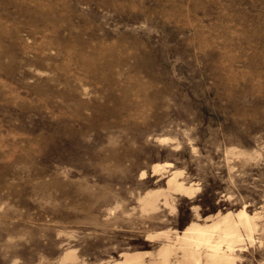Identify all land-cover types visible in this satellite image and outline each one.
I'll return each instance as SVG.
<instances>
[{"label": "rangeland", "instance_id": "obj_1", "mask_svg": "<svg viewBox=\"0 0 264 264\" xmlns=\"http://www.w3.org/2000/svg\"><path fill=\"white\" fill-rule=\"evenodd\" d=\"M0 264H264V0H0Z\"/></svg>", "mask_w": 264, "mask_h": 264}, {"label": "bare ground", "instance_id": "obj_2", "mask_svg": "<svg viewBox=\"0 0 264 264\" xmlns=\"http://www.w3.org/2000/svg\"><path fill=\"white\" fill-rule=\"evenodd\" d=\"M164 140V139H163ZM174 181V178H171L170 179V183H172ZM228 215V214H227ZM225 219H227L228 218V216H225L224 217ZM202 226H197V229H198V231L202 234V235H205L206 236V238H204V240H200L199 241V243L201 242V241H204L205 243H209L210 244V242H211V237H209V236H207L208 234H207V232L209 231V228H216L217 226L215 225V224H212V225H209V226H207V227H209V228H207V227H203V228H201ZM216 248V247H215ZM229 248L231 249V248H233L230 244H229ZM228 248V249H229ZM216 253H217V251H216ZM226 257H227V255H226ZM218 258H222L221 256H219L218 255ZM219 263H221V260L220 259H216Z\"/></svg>", "mask_w": 264, "mask_h": 264}, {"label": "trees", "instance_id": "obj_3", "mask_svg": "<svg viewBox=\"0 0 264 264\" xmlns=\"http://www.w3.org/2000/svg\"><path fill=\"white\" fill-rule=\"evenodd\" d=\"M206 191H203L202 194H205ZM206 208L205 205H202V209L204 210ZM205 215H208L209 213H211L210 211H203Z\"/></svg>", "mask_w": 264, "mask_h": 264}]
</instances>
